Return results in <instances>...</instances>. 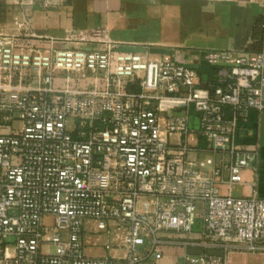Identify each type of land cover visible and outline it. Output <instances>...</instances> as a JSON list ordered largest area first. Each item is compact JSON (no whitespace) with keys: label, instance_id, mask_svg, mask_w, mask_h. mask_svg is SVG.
<instances>
[{"label":"built area","instance_id":"built-area-1","mask_svg":"<svg viewBox=\"0 0 264 264\" xmlns=\"http://www.w3.org/2000/svg\"><path fill=\"white\" fill-rule=\"evenodd\" d=\"M62 41L72 48H21L0 34V264H157L177 240L223 251L185 252L182 264L264 255V200L219 189L257 169V151L236 140L264 112V53L206 52L215 76L203 87L195 70L122 51L102 31ZM86 222L124 231V257H87Z\"/></svg>","mask_w":264,"mask_h":264},{"label":"crops","instance_id":"crops-1","mask_svg":"<svg viewBox=\"0 0 264 264\" xmlns=\"http://www.w3.org/2000/svg\"><path fill=\"white\" fill-rule=\"evenodd\" d=\"M261 16L264 17V9L253 0L240 4L206 0H0V34L17 37L21 48L69 49L72 45L62 41L68 33L102 31L111 42L121 45L122 51L150 58L169 56L174 63L195 70L200 84L206 87L212 83L215 71L205 63L204 54L245 52L255 22ZM177 141V137H172V143ZM195 145L199 151L206 146L200 139ZM236 146L240 151H257V169L243 171L242 183L231 189L220 183L221 195L245 198L255 191L264 200V112H252L240 123ZM209 156L204 152L197 154L200 159ZM215 159L219 162L220 157ZM178 242L161 249L157 264H182L185 252L223 254L218 248L185 249L176 245ZM106 246L109 245L104 246L105 253L97 258L119 260L116 251L106 250ZM242 253L230 252L227 264H243Z\"/></svg>","mask_w":264,"mask_h":264},{"label":"rangeland","instance_id":"rangeland-1","mask_svg":"<svg viewBox=\"0 0 264 264\" xmlns=\"http://www.w3.org/2000/svg\"><path fill=\"white\" fill-rule=\"evenodd\" d=\"M15 127H18L15 125ZM48 224V221H46ZM125 235L124 231H116L113 232L109 238L105 233L98 231L96 225L92 222H89L88 225L85 226L84 237H83V247L84 252L87 257H101L104 251V246L109 245L111 251H116V256L118 258H123L125 255V250L122 247L121 238ZM106 254H110L112 256V252H108ZM244 257L243 264H264V255L261 254H251V253H242Z\"/></svg>","mask_w":264,"mask_h":264},{"label":"trees","instance_id":"trees-1","mask_svg":"<svg viewBox=\"0 0 264 264\" xmlns=\"http://www.w3.org/2000/svg\"><path fill=\"white\" fill-rule=\"evenodd\" d=\"M247 53H264V17H259L252 30L251 42L246 49Z\"/></svg>","mask_w":264,"mask_h":264},{"label":"water","instance_id":"water-1","mask_svg":"<svg viewBox=\"0 0 264 264\" xmlns=\"http://www.w3.org/2000/svg\"><path fill=\"white\" fill-rule=\"evenodd\" d=\"M8 242H9V243H13L14 240H13V239H10ZM142 249H143V246H140V247H137V248H136L137 251H140V250H142Z\"/></svg>","mask_w":264,"mask_h":264}]
</instances>
